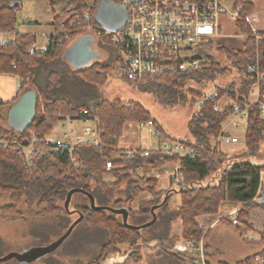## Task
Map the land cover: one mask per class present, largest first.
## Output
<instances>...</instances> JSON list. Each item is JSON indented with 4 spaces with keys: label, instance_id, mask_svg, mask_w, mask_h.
<instances>
[{
    "label": "trees",
    "instance_id": "1",
    "mask_svg": "<svg viewBox=\"0 0 264 264\" xmlns=\"http://www.w3.org/2000/svg\"><path fill=\"white\" fill-rule=\"evenodd\" d=\"M99 1L71 0L63 12L54 18L57 31L60 24L66 21L65 30L69 37H60L61 42L58 38L56 44L49 45L44 52L31 53L30 47L35 36L18 31L17 12L23 0H0V31L16 32L13 40L0 41V73H14L24 79L20 80L16 97L9 102L0 101V107L11 106L27 90L35 89L38 92L34 122L27 129L20 130L10 126L5 115H0V134L25 139L31 131L42 141L62 115H74L87 108L97 113L103 138L100 145L80 147L82 166L75 168L67 163L66 153L56 155L44 152L36 158L35 167L28 170L13 147L0 146V192H5L11 198V202L4 206V212L18 216L22 206L27 203L30 206L35 205L37 212L43 215L65 210L64 202L68 192L73 188H82L93 194L97 205H107L112 201L114 207H127L128 222L139 225L152 220V207L162 203L167 197L166 203L155 209L156 222L148 228L135 230L124 224L121 215L108 210H94L85 194L75 193L71 203L77 194L84 197V200H74L75 209L103 228L96 226L102 244L99 245L95 257L88 262L77 261L73 264H102L115 252L130 251L129 259H136L140 247L150 242H155L154 248L159 251L160 264H199L198 258L193 254L174 249L179 239L172 235V224L176 219H182L184 239L200 240L204 237L205 229L197 223L196 217L217 213L220 204L225 200L245 204L236 212L237 221L245 222V226L249 224L252 208L264 211V183L261 179L264 165H258L252 160L264 142V118L259 105L254 104L250 108L246 124V145L243 149L223 153L217 144H213L223 129L224 121L234 114L235 104L241 107L249 104L254 82L247 72L248 62L254 59L257 51L264 59V42H257L252 37V34L264 35V30L254 29L249 22L254 3L249 0H236L235 6L240 9V18L235 23L245 36L242 43L238 44L236 40L228 37V45H222L223 36L208 38L193 47L197 58L201 59L202 55H212L217 46V50L226 54L231 61L230 67L227 68L214 57L215 60L201 62L196 69L167 73L151 80L130 81L123 74V78L129 83L151 93L163 106L186 104L192 96V101L197 103L196 113L188 122L192 138L177 141L195 148L197 155L193 158L162 151H152L147 156L137 152L136 156L128 157L126 151L119 148V140L126 123L151 120L157 125V129L163 131L162 125L152 117L145 105L139 101L125 104L126 101L121 99L78 103L62 94L61 87H54L62 70L60 63L63 61L64 50L81 36L79 34L82 27L97 23L95 12ZM86 13H90L92 17L86 18ZM101 40L111 44L105 39ZM114 47L116 50V46ZM117 58L119 59L118 54ZM99 67L104 66L91 63L82 69H73V72L89 82L103 83L104 77L100 74ZM230 69L236 70L239 80L224 87L216 86L207 94L187 87L191 81L198 84L216 82L219 77L231 72ZM261 87L264 94V80ZM224 95H229L234 104L219 111L216 104ZM116 152L120 154L116 155ZM108 160L113 161L112 169H107ZM170 162L178 163L179 180L175 182L172 179L170 188L159 191V180L148 173L153 168ZM106 175H111L116 180L106 182ZM145 192L151 197L142 198ZM175 193H180L181 204L171 207ZM136 201H139L138 210H133V203ZM135 219L142 221L136 224ZM256 241L264 246V231H261V238ZM124 247L128 248L123 249ZM239 263L264 264V248Z\"/></svg>",
    "mask_w": 264,
    "mask_h": 264
},
{
    "label": "rangeland",
    "instance_id": "2",
    "mask_svg": "<svg viewBox=\"0 0 264 264\" xmlns=\"http://www.w3.org/2000/svg\"><path fill=\"white\" fill-rule=\"evenodd\" d=\"M249 1H252L255 6L249 18L250 24L254 29L264 30V0ZM51 9L52 5L50 0H23L21 8L17 12L19 23L18 31L34 34L36 35V45L39 46L44 44L47 36L54 33ZM221 24L222 34L224 36L222 45H228L227 42L229 40L226 39L228 37L229 39L233 38L236 40L238 44L243 42L242 36H244V34L239 30L235 22H228L222 17ZM87 32L89 31L82 30L79 35ZM13 37L14 35L12 34L3 36L4 39H12ZM94 43L96 48L90 59H92V63L104 66L103 68L99 67V72L104 77L103 83L87 81L80 74L73 72L74 66L72 62L62 58L63 61L60 63L62 70L61 73L58 74L59 81L56 79L54 87H61L60 92L62 94L78 103H94L101 99H121L125 100L126 103L139 101L145 105L152 117L162 125L166 135L164 136L161 133L158 134L157 125L155 123L152 126L146 125L140 128L138 122H130L123 131L121 138V141L128 142L129 145L141 141L145 146H151L154 142L159 140L160 142L158 145H162V148L168 141L187 140L192 138L188 129V122L197 110V103L192 101V96L189 97V102L186 104L163 106L156 101L151 93L140 90L123 78L125 70L117 59V51L113 45L105 43L97 38H95ZM216 47L212 52L213 56L202 55L200 65L201 62H210V60L215 57L217 60L221 61L224 66L227 68L230 67L231 61L227 55L222 51H218ZM190 54L193 56L197 55L194 53V50H192ZM82 67L83 66L74 68L78 69ZM230 71L231 72L226 73L224 76L219 77L216 82L198 84L191 81L187 87H193L207 94L209 90L216 86L224 87L233 81L239 80L236 70L230 69ZM227 100H229L228 96L224 95L218 101L219 107H224ZM8 111L6 114L7 121ZM234 117V114L228 117L224 121V126H227V131L231 135L238 137V142H222L221 147L224 151H230V149L234 147L240 150L246 145V123L243 120H234L233 123L228 124L230 119ZM58 127L59 125L57 124L55 130H58ZM149 127L154 131L157 130V133L151 132ZM115 154L118 155L120 153L116 152ZM252 160L258 165H264V142L261 144L259 152L252 157ZM163 172L166 171L162 169L161 174ZM170 173L174 174L172 179L177 182L178 176L175 168H171ZM139 174H142V172L139 171ZM163 174L165 175V179L168 173L166 172ZM150 175L154 176V173ZM104 180L106 182H113L116 178L111 175H106ZM262 181H264V172L262 173ZM150 197L151 196L147 192L142 195V198ZM75 199L84 200V197L79 194L74 196L73 202L70 204V209L72 210L75 209ZM10 202V196L5 192H0V264H73L77 261L88 262L97 254L99 245L102 243L99 240L101 238L97 233L96 226L103 228L102 225L84 217L74 227L72 232L62 242L58 243L59 239L69 230L70 226L80 218L79 213H69L66 209H60L56 212L43 215L37 212L38 209L35 205L32 204L30 206L29 203H27L22 206L20 215L13 216L4 212V206ZM61 205L63 204L61 203ZM171 205H173L172 202ZM107 206L114 207V203L111 201ZM138 206L139 201L134 202L133 210H138ZM260 214H262V211L255 210L256 217L253 223L255 225L254 227L260 228L262 231L264 230V222L260 220ZM141 221V219H135L134 223H141ZM244 224L245 222H240L239 226ZM218 228L222 229L224 227L218 226ZM234 228L235 226H231L230 230H234ZM177 230L176 228V232ZM217 232L218 229H214L213 233L216 234ZM235 232L238 234L237 231ZM256 234V229L245 230V235H247V237L256 238ZM53 244H55L53 250L48 251ZM154 246L155 242H150L148 245L141 246L136 259H129L130 251L112 253L102 264H160L161 258L159 256V251L154 248ZM127 248L128 247H124L123 249ZM256 248L260 249V246L246 245L240 242L237 249L239 252L238 255L244 256L246 253ZM44 251L47 252L41 254L37 258L36 253ZM24 253H29L30 256L22 258L15 255L19 254L21 256V254ZM125 255L127 256L124 257ZM111 258H113V260H111Z\"/></svg>",
    "mask_w": 264,
    "mask_h": 264
},
{
    "label": "built area",
    "instance_id": "3",
    "mask_svg": "<svg viewBox=\"0 0 264 264\" xmlns=\"http://www.w3.org/2000/svg\"><path fill=\"white\" fill-rule=\"evenodd\" d=\"M108 1L126 9L128 16L126 23L115 31L106 29L98 23H89L81 30H88L87 33L93 34L97 39H105L116 46L119 62L125 70L124 75L130 81L151 80L167 73L200 67L201 60L197 58V55L190 54L193 47L208 38L223 36L222 17L228 22H236L240 18V9L235 6L236 0ZM85 17L91 18L92 15L86 13ZM65 29L66 21H63L58 31L55 30L47 36L44 44L38 46L34 40L30 52H44L49 45L56 44L58 38L59 42L62 36L68 38L69 34ZM10 34L15 36L16 32L0 31V37ZM252 37L257 42H264V35L252 34ZM246 67L254 86L250 91L249 104L245 107L235 104L234 115L237 117L232 119V122L243 120L247 124L250 108L254 104L259 105L261 116L264 118V94H262L261 87L264 80V59L258 51ZM19 79L24 80L21 77ZM214 95L217 96V93ZM57 124L59 125L58 130L54 127L42 141H39L31 131L25 139L0 134V146L13 147L22 157L28 170L35 167L36 158L44 152H52L56 155L66 153L67 163L71 167H81L80 147L97 146L103 141L97 113L83 108L74 115H62ZM153 124V121L148 120L140 122L139 126L143 128ZM149 130L156 133L151 127ZM217 141L220 144L222 142L233 143L238 141V137L230 136L222 130ZM158 151L188 155L193 158L197 155L195 148L180 141H168ZM137 152L147 156L152 150H127L126 155L134 157ZM113 167V161L108 160L107 169ZM262 173L263 171H261V176ZM237 222V218L234 217L233 223ZM176 247L196 256L200 264H209L203 237L200 240L184 239Z\"/></svg>",
    "mask_w": 264,
    "mask_h": 264
},
{
    "label": "crops",
    "instance_id": "4",
    "mask_svg": "<svg viewBox=\"0 0 264 264\" xmlns=\"http://www.w3.org/2000/svg\"><path fill=\"white\" fill-rule=\"evenodd\" d=\"M70 1L71 0H50L51 5H52L51 13H52V25L54 27V31H55V24H54L55 16L60 15L63 12V10L70 4ZM23 33H29V32L24 31ZM90 34L91 33H85L79 36L78 38L85 36V35H90ZM34 36L36 37V35ZM2 39L3 40H13L14 37L12 39H4L3 37H0V41ZM94 40H95V37H94ZM93 47L94 49L96 48L94 41H93ZM67 49L68 48H66V50H64L63 52V55H62L63 59H65L64 55ZM89 63L91 64L92 62H89ZM86 66L88 65H84L82 68ZM82 68L75 69L73 67L74 70H79ZM19 87H20V79L17 74L8 73V72L0 73V101L9 102L12 99H14L17 95ZM227 96L229 100L226 101L224 107H221V106L219 107L218 102H217L216 108L219 111H223L225 110L227 106L234 104L233 99L229 95ZM9 108L10 106L0 107V114H4L6 116ZM236 117L237 116H235L233 119H235ZM129 123L130 122L125 124L123 131L127 128ZM230 123H233L232 118L230 119L228 124ZM222 130L225 131V133L230 136H235V135H231L227 131V126L226 125L224 126V123H223ZM160 133L164 136L166 135V132L164 131V129L163 131H160L158 129V134ZM121 138L122 136L120 137V140H119V148L121 150L148 149L152 151H158V150H161V146H162V145H158V143L160 142L159 140H157V142H154V144L151 146H145L144 143H141V141H138V143L136 144L129 145L128 142L121 141ZM217 140L214 141L213 144L214 145L217 144V146L219 147V150L222 151L223 153H233L234 151L237 150L236 147H234L230 149V151H224L221 147V144L218 143ZM174 141H177V140H174ZM237 142H233V143H237ZM171 168H175L176 174L179 178V175L177 173V168H178L177 162L166 163L158 168H153L148 173L149 176H151L150 175L151 173H154L153 177L159 180L157 190L159 191L166 190L171 187V180L173 178L172 176H174V174L170 173ZM162 169H164V171H166L169 174V175L167 174L165 179H164L165 175L163 173H166V172H163L162 173L163 176H162L161 174ZM166 179L168 182L166 181ZM261 179H262V176H261ZM262 182L264 183V181ZM172 199L173 200L171 202L173 205H171V207L180 206L181 204L180 193H175ZM244 205H245L244 203H240L237 201L225 200L220 204V208L217 213L201 214L196 217L197 223L205 229L203 238H204V243H205V251L207 255V260L209 264H240L239 262L242 261L244 258L250 255L258 254L261 250H263L264 246L256 243L257 242L256 240H259L261 238V230L260 228L254 227L255 225L253 223L254 218L256 217L255 210H260V209L252 208L250 210L248 225L245 226L244 224L242 226H239L240 221L237 222L236 224L233 223L234 217H236V212L240 210L241 208H243ZM259 218L262 222H264V211H262V214H260ZM218 226H223L224 228L221 229V228H218ZM231 226H235L234 230L232 229L230 230ZM172 227H173L172 235L179 237V239L175 243V248H174V249H177L176 245L184 240L183 235H182V232H183L182 219L181 218L176 219L173 222ZM176 228L178 229L177 232H176ZM214 229H218V232L216 234L213 233ZM249 229H256L257 231L256 238H250V237H247V235H245V230L247 231ZM235 231H237L238 234H236ZM240 242H243L246 245H257V246L259 245L260 249L256 248L246 253L244 256H239L238 255L239 252L237 251V249H238ZM257 260H260V259L257 258Z\"/></svg>",
    "mask_w": 264,
    "mask_h": 264
},
{
    "label": "water",
    "instance_id": "5",
    "mask_svg": "<svg viewBox=\"0 0 264 264\" xmlns=\"http://www.w3.org/2000/svg\"><path fill=\"white\" fill-rule=\"evenodd\" d=\"M136 2H140L141 0H135ZM127 12L126 9L122 6H117L111 3L108 0H100L95 12V19L96 22L103 26L106 29L115 31L120 29L127 21ZM94 36L93 35H85L78 39H76L72 44L69 45L64 57L72 62L74 67H81L89 62L92 59L91 56L88 57L87 55L91 52V44H93ZM93 54V53H92ZM38 101V92L35 89H30L25 91L9 108L8 113V124L16 129L24 130L27 129L35 120L36 118V106ZM83 193L85 194L90 201V206L94 210H108L114 214L121 215L123 217V222L126 226L139 230L148 228L153 225L156 220L157 216L155 213V209L160 207L161 205L165 204L167 201V197L163 200L162 203L158 205H154L151 209L153 219L139 225L130 224L128 222L129 218V209L127 207H111L107 205H97L95 198L92 193L82 189V188H73L71 189L66 197L64 202L65 209L69 212H75L76 210L70 209V204L72 197L75 193ZM263 197L262 201H264V189L262 191ZM80 214V218L75 221L69 228V230L59 239L58 243L62 242L74 229V227L79 223V221L84 218V214L78 210ZM55 244L51 245L48 251L53 250ZM47 251L38 252L36 253L37 258L41 254H45ZM22 258H27L30 256L28 253L15 254Z\"/></svg>",
    "mask_w": 264,
    "mask_h": 264
},
{
    "label": "flooded vegetation",
    "instance_id": "6",
    "mask_svg": "<svg viewBox=\"0 0 264 264\" xmlns=\"http://www.w3.org/2000/svg\"><path fill=\"white\" fill-rule=\"evenodd\" d=\"M94 51H95V49L93 47V44H91V52H89V54L87 56L90 57ZM74 210H76L75 212L78 213L77 209H74Z\"/></svg>",
    "mask_w": 264,
    "mask_h": 264
}]
</instances>
